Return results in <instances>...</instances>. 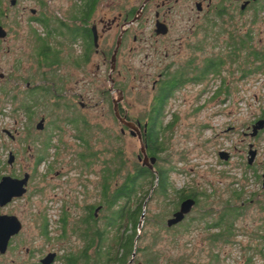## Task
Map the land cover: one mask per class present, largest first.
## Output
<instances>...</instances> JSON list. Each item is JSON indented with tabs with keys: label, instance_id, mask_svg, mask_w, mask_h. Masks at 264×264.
<instances>
[{
	"label": "flooded vegetation",
	"instance_id": "af4514ba",
	"mask_svg": "<svg viewBox=\"0 0 264 264\" xmlns=\"http://www.w3.org/2000/svg\"><path fill=\"white\" fill-rule=\"evenodd\" d=\"M102 1L104 0H97L91 9H87L83 0H0V34H3L0 46L6 43L12 33L15 41L20 42L15 48L17 58L13 67V80H10L6 71L0 69V85L11 81L17 90L5 91L2 86L0 95L2 92L4 96L11 94V101H15L13 110H19L25 115L21 127H18V121L15 120L11 129L0 130L1 137L5 136L19 146L8 147L1 139L0 150L2 153L5 150V153L0 154V183L4 178L7 180L0 190V264H42V260L52 253L51 249H47L51 246L50 220L45 212L31 215L29 209L30 197L37 195V191L42 189L32 188L38 174L37 169L51 162L48 160L50 151L54 149L53 153H56L59 148L57 144H52V140L55 138L59 142L62 128L56 127L53 135L44 136L43 139L40 135H45L48 130L45 123L46 115H51L50 112L55 114L61 108L62 111L74 114L78 109L89 108L84 101L85 98L92 99L83 97L81 91L68 95L67 86L72 83L84 86L85 77L92 81L98 80L99 75L95 70L91 72L89 67L94 59L97 62L94 67L98 72L100 66L109 70L107 79L110 90L122 95V100L118 103L119 118L135 127V135H131L132 129L119 121L114 110H109L107 113L120 125V137L123 139L128 134L139 142L138 134L141 136L146 122L133 120L128 110L122 106L125 87L130 82L124 71L160 70L151 85V92L154 94L152 104L156 95L162 93V90L164 93L165 90L161 88L178 83L180 75H183L184 81L177 85H196L192 71L194 67L190 66V61L194 58L183 60L180 58V50L186 39L193 36L202 24L219 28L226 38L230 33L239 34L241 27L247 22L250 24L249 33L254 47L264 50V0H138L135 5L128 0H119L122 4L116 5L113 0H109L101 13ZM177 21L187 22L185 26H179L180 22ZM24 28L27 32L20 36ZM140 55L143 56L139 57ZM186 67L189 68L188 73L180 74ZM143 76L142 74L141 78ZM211 79L212 75L208 74L199 85L206 86ZM22 86L24 91H21ZM49 87L52 90H48ZM179 90L181 89L174 91L172 96ZM102 96L104 101L106 98L104 94ZM212 98L213 94L207 96L209 104ZM237 99L243 101L240 96ZM218 100L219 104L225 105L229 99L220 96ZM49 101L52 103L49 104ZM113 101L112 97L110 102L113 104ZM46 104L48 110L35 113L37 107ZM2 112L0 99V116ZM149 113L150 108L146 117ZM216 115L220 113L215 112L210 116L218 117ZM33 117L38 118L34 126L30 123ZM27 119L30 121L26 123ZM263 119L264 109L249 123L244 121L245 126L242 128L236 124L227 126L231 122L228 123L227 131L238 134L241 147L235 145L232 152L218 149L214 153L217 163L224 166L240 165L244 175L248 173L254 181L259 182L258 192L250 194L248 198V204L251 205L257 198H264V158H260L261 154L264 155V124L257 127ZM64 124L67 125V122ZM204 128L213 130L209 125ZM33 131L38 136L33 137ZM79 138L82 148L87 143L83 137ZM31 142L36 152H33ZM233 151L240 153L239 162L235 164L231 163L235 156ZM26 155L32 160L30 167L27 163L22 165L19 160ZM21 189L25 192L17 196ZM240 206L241 210L244 209L245 203L242 201ZM259 213L260 222L264 226V203H261ZM17 226L19 230L11 234ZM36 238L40 240L38 244ZM36 254L38 258L35 261ZM21 256H24L22 261Z\"/></svg>",
	"mask_w": 264,
	"mask_h": 264
},
{
	"label": "rangeland",
	"instance_id": "374dc122",
	"mask_svg": "<svg viewBox=\"0 0 264 264\" xmlns=\"http://www.w3.org/2000/svg\"><path fill=\"white\" fill-rule=\"evenodd\" d=\"M107 1L109 0L102 1L101 13L104 12ZM113 1L116 5L122 4L119 0ZM128 1L130 4L135 5L138 0ZM244 20L246 21V19ZM177 22H180L179 26H185L187 21ZM147 26L149 27V25ZM249 26L250 24L247 22L244 23L239 34L248 32L250 30ZM144 31L148 32L146 29ZM26 32L27 29L24 28L20 36ZM219 33V28L207 24L200 25L193 36H190V39H186L183 43L180 58L188 60L193 57L195 62L201 65L203 59L218 54L223 48L222 45L225 39L224 36L217 37ZM262 37H264V28ZM17 45L19 46L20 42L19 40L15 41V36L13 37L12 33L6 43L0 46V69L10 75L11 81L13 80L14 62L17 58L15 51ZM96 63L94 59L89 67L91 72L95 70V73L99 75L98 80L92 81L89 77H85L83 81L86 85L81 86L79 84L76 86L72 83L67 86L69 89L68 95L69 93L81 91L83 97L92 99L91 101L85 98L84 103L89 108L78 109L74 114L65 110L62 111L61 108L57 109L55 114L50 112L51 115H46L45 123L48 130L45 135H40L41 138H44V136L53 135L56 127L62 128L59 132V142L55 138L52 140V144H57L59 148L56 153H53L54 149L50 151L48 160L51 162L45 163L37 169L38 174L32 188L42 189L37 191V195L30 197L29 209L31 215L37 214V212L46 213L51 227V246L47 249H51V252H55L58 256L62 255L65 248L81 246V242L71 231L68 232L66 239H60L59 237V218L64 210L69 221L76 222L84 215L86 206L101 201L98 181L102 175L104 162L109 161L112 151L121 150L126 157L125 159H127L126 162H129L130 165L140 154V145L137 138L127 134L123 139H115V137L120 136V125L107 112L111 111L110 99L112 97L115 99L117 93L115 94L110 90L107 79L109 70L100 66L98 72L94 67ZM159 71L158 69L124 71L130 82L125 87V99L122 106L128 110L133 120H140L141 123L145 121L154 95L151 92L152 81ZM142 74L144 76L141 78ZM223 75L226 76L228 81L238 78V76L230 78L231 76L229 77L224 72ZM11 81L1 83L0 92L2 86L5 91L17 90ZM263 82L264 75H257L256 77H248L239 83H232L230 86L231 98L225 105L219 104L220 100L217 102L212 101L210 104L207 102V96L212 94L215 87L218 86L217 81H214L213 84H207V89L205 86L207 93H201L204 84L201 86L189 83L174 94V97L170 99L165 107V122L171 119H176V121L172 131L167 134V137H169L167 150L161 156L165 161L158 163V165L167 170L173 169L169 175V184L172 190L170 189L169 199L156 198L147 203V218L151 220L157 218L159 223L157 225L154 222L145 224L143 227L145 236L141 241L142 246L151 247L152 250L160 253L159 264H168L172 260L175 262L173 264H213V257L216 254L219 261L215 264H243V257L247 253L246 248L250 246L254 250L256 249L254 246L256 241L250 234L261 226L259 208L261 203H264V198L261 200L254 198L256 200L253 201L252 205L248 204V198L250 194L258 192L259 182L254 181L248 173L244 175L240 165L224 166L217 163L214 153L218 149H228L232 152V147L235 145L241 147L238 134L234 131H227L226 125L231 122L227 126H235L236 124L242 128L245 126L244 121L249 123L264 109ZM21 88V91H24V86ZM102 94L106 98L104 101ZM238 96L242 97V102L237 99ZM0 99L3 111L0 116V130L2 128L11 129L15 120L18 121V127H21L25 115L19 110L17 112L13 110L15 101H11V94L4 96L2 92ZM51 103L52 101H49V104ZM46 110H48L47 104L37 107L35 113L39 114ZM215 112H219L220 115L211 117L210 115H214ZM74 116L75 119L77 116L83 120L85 119L88 123H86V126L89 128L83 126L81 130H77L74 123H71V125L64 124L65 119L71 121ZM28 121L30 120L27 119L26 123ZM37 121L38 118L33 117L30 123L34 126ZM205 125H209L213 130L204 128ZM32 136L36 137L38 135L33 131ZM77 137L79 140V137H83L85 142L87 141L93 147L88 154L92 150L99 152V162L95 161L89 168L80 164L76 154H82L84 147L81 148V140L78 141ZM1 139L8 147L17 146L19 148L17 143H12L5 136H0V145L2 144ZM31 145H33L32 142ZM34 151L36 152L33 145ZM3 153H5V150H3ZM3 153L0 150V154ZM233 153L235 156L231 163L235 164L239 162L240 153L239 151H233ZM20 156H22V153ZM260 158H264V155L261 154ZM19 160H21L22 165L27 163L29 167L32 162L29 155ZM191 189L204 194V197L180 226L167 229L165 226L166 219L176 210L177 191L185 190L188 192ZM235 194H240L241 199L235 200L233 198ZM242 201L245 206L244 209L240 210L241 214L238 215L235 221L237 234L231 239L232 243L220 242L213 244L210 234L214 231L209 232L205 229L206 222L212 223L226 203L240 206ZM207 213H209V216ZM38 239L36 238L37 244L38 241L40 242ZM37 255L35 261L38 258ZM23 257L21 256V261ZM136 258L139 261L132 264L144 262L143 257L138 255ZM53 264H62V262L54 260ZM252 264H264V258H261L260 254L256 255Z\"/></svg>",
	"mask_w": 264,
	"mask_h": 264
},
{
	"label": "trees",
	"instance_id": "16d2710c",
	"mask_svg": "<svg viewBox=\"0 0 264 264\" xmlns=\"http://www.w3.org/2000/svg\"><path fill=\"white\" fill-rule=\"evenodd\" d=\"M96 1L83 0L84 7L91 9ZM223 35L220 32L217 34V37ZM224 39L223 48L218 54L203 59L201 65L196 63L195 59L193 61L191 59L190 61V66L194 67L192 71L195 75V84L201 83L204 80V76L208 74L212 75V79L208 85L213 84L214 81L219 82L218 86L212 92L213 98L211 101L218 100L220 96L230 99V86L232 83H239L248 77L264 75V50H257L254 47L249 31L245 34L230 33ZM188 69L186 67L184 71H180V74L186 75ZM223 72L229 77L231 76L230 78L235 76H238V78L228 81L226 76L223 75ZM180 81H184L183 75H180L178 83ZM178 83L161 88L165 91L163 93L162 90V93L156 95L154 98L150 107V113L145 119L146 127H143V131H141V141L145 149V154L149 159H155L153 170L142 165V162L138 158L130 165L129 162H126L127 159H125L126 157L121 150L112 151L109 161L104 162V168L101 172L102 175L98 181L101 201L97 204L86 206L84 215L76 220V222L69 221L65 210L60 216V239H66L68 232L71 231L81 242V246L65 248L66 251L63 250L64 252L61 256L57 255L55 261H61L62 264H129L132 260V254L135 252L132 263L139 261L136 258L139 255V257L144 258V262L141 261L140 264H159L160 253L152 250L151 247L142 246L141 241L145 236L143 232L145 224L154 222L157 225L159 223L157 218L154 220L147 218V203L156 198L169 199L170 189L172 190L169 184V175L173 169L170 168L167 170L160 167L158 163L165 161L161 156L167 150V144L169 142L167 134L172 131L175 125L176 119L165 122V107L170 99H172L174 91L184 86V83L177 85ZM50 89L52 90L51 87L48 88V90ZM206 89L204 86L201 93H205ZM109 103L111 110H114V104ZM65 121L67 125H71V122H74L77 130H81L83 126L89 128L86 126L87 121L78 116L76 119L74 116L73 120L65 119L63 122ZM115 139L119 140L122 138L117 136ZM91 148L93 147L87 143L83 148L84 152L79 155L76 154V158L80 164L86 168L91 167L95 161L99 162V152L92 150L88 154ZM46 149L47 147L43 149V154ZM139 156L142 158L141 152ZM203 195L194 189L188 192L185 190L177 191L176 210L178 209L177 206L179 207L180 203L187 198L195 200L196 203L193 207L195 209L204 197ZM233 198L235 200L241 199L240 194H235ZM147 199L148 201L144 205ZM240 210L241 206H233L231 203H226L212 223L206 222L205 229L209 230V232L211 230L214 231L210 234V239L213 244L220 242L232 243L231 239L237 234L235 221L238 215L241 214ZM142 214H144V219L140 227ZM207 214L209 216V213ZM182 223L176 226H180ZM250 236L254 237L256 241L254 243L256 249L254 250L250 246L246 248L247 253L243 257V264H252L254 256L259 254L261 258H264L263 223ZM246 255L248 256L246 257ZM213 259V264L218 262V255L216 254ZM173 263H175L173 260L168 262V264Z\"/></svg>",
	"mask_w": 264,
	"mask_h": 264
},
{
	"label": "water",
	"instance_id": "95a60500",
	"mask_svg": "<svg viewBox=\"0 0 264 264\" xmlns=\"http://www.w3.org/2000/svg\"><path fill=\"white\" fill-rule=\"evenodd\" d=\"M3 34L1 33L0 34V37H2ZM122 100V95L120 92H117V97L114 99L113 101V104H114V111L116 113V116L117 118L119 119V121L130 127L132 130L130 131L131 132V135H135L134 134V125L133 124H128L126 123L123 119H120L119 118V115H118V103ZM264 124V119L262 121H260V123L257 125V127H262ZM138 139H139V143H140V152L142 154V158L139 156L138 159L140 162H142V165L148 167L149 169L153 170V164L155 163V159L154 158H148L147 155L145 154V149H144V146L142 144V141H141V136L140 134H138ZM220 154H225V153H220ZM253 156V152L251 153V157ZM222 158V157H221ZM252 160V159H250ZM262 179H263V188H264V174L262 176ZM4 180V181H3ZM1 183H0V190L4 188V185H5V181L7 180L6 178H4ZM3 182V183H2ZM25 192L24 189H21V191L19 192V194H17V196H21L23 195V193ZM149 199V198H148ZM148 199L145 201L144 205L147 203ZM195 200L191 199V198H187L185 200H183L177 211H175L170 218H167L166 219V222H165V225L167 228H171L179 223H181L184 218L189 214L191 213V210L193 209V207L195 206ZM98 211V209H97ZM144 219V214H142L141 216V222H140V227L142 226V220ZM3 220V219H2ZM19 230V226H17L13 232H10L11 234H14L16 233L17 231ZM9 237V236H8ZM0 244H1V239H0ZM3 252V250H1ZM56 256L57 254L55 252L53 253H50L48 254L43 260H42V264H53L54 263V260L56 259ZM135 257V252L132 254V260L129 262V264L132 263L133 259Z\"/></svg>",
	"mask_w": 264,
	"mask_h": 264
}]
</instances>
